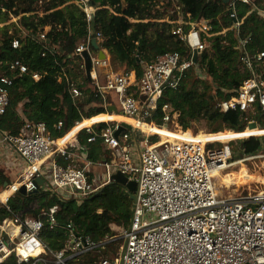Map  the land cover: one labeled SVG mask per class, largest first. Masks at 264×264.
<instances>
[{"label":"built area","instance_id":"1","mask_svg":"<svg viewBox=\"0 0 264 264\" xmlns=\"http://www.w3.org/2000/svg\"><path fill=\"white\" fill-rule=\"evenodd\" d=\"M75 2L84 8L89 25L87 40L76 48L75 55L82 58L81 69L86 77L82 54L87 51L91 56L89 80L96 98L93 107L104 110L100 115L122 119L84 127L65 145L51 137L45 123L27 121L18 136L0 130V162L5 159L13 164L12 170L8 166L4 169L15 176L6 186L0 185V194L10 192L5 200L0 198V204L9 212L0 218V264L10 257L18 264H78V258L98 253L105 244L120 239L124 244L118 255L110 254L92 264H264V190L238 196L220 195L216 179L234 165L229 147L217 149L214 145L220 142L202 143L198 135L182 131L179 111L171 103L161 105L168 91L179 89L188 71L195 69L198 76L202 74L199 57L208 50L209 38L219 34L213 33L209 21L193 20L190 14L185 17L182 7L176 5L178 19L168 18L167 22L174 25L172 34L184 45L185 52L157 56L142 65L141 76L135 71H122L106 73L102 80L100 69L110 68L111 58L101 47V33L96 34L90 26L96 7L89 0ZM225 2L227 14L234 20L232 30L236 31L240 52L238 67L249 77L230 99L218 104V109L223 114L241 112L247 126L256 129L257 117L264 121V50L251 54V37L241 36L242 23L237 16L238 3L250 5L253 0ZM258 13L264 18V10ZM48 31L46 28L38 38L46 40ZM94 39L106 59L99 58L98 50L91 51ZM20 46L19 39H14L12 47ZM195 54L198 55L196 63ZM9 67L11 73L20 76L28 73V67L20 60L11 62ZM61 77L74 104L88 99L81 87L82 79L76 80L65 69ZM33 79L38 82L41 76L33 74ZM12 82L9 76L0 77V84L11 86ZM8 106V92L0 89V116ZM112 107L117 111H110ZM140 124L163 130H166L163 126H172L176 131H167L180 132L182 137L177 140L152 134ZM123 125L131 128H124L117 136ZM62 127L60 122L58 129ZM83 130L89 135L88 143L102 142L106 150L102 160L88 158V152L78 140ZM246 160L264 162V142L262 152ZM117 173L136 181L138 186L131 224L122 230L119 238L116 234L103 242H95L70 223L64 248L52 251L42 240L46 226L43 219H22L8 205L20 188L34 191L37 178H43L41 188L45 192L61 201H75L80 205L114 183L112 177ZM57 211L58 206H54L42 212L50 229L57 227Z\"/></svg>","mask_w":264,"mask_h":264},{"label":"trees","instance_id":"2","mask_svg":"<svg viewBox=\"0 0 264 264\" xmlns=\"http://www.w3.org/2000/svg\"><path fill=\"white\" fill-rule=\"evenodd\" d=\"M75 1L0 0V16L5 17L3 22L11 18L17 20L15 24L0 27V77L9 76L13 81L11 86L0 84V89L6 90L9 96V106L0 116L1 131L18 136L27 121L45 123L51 137L61 139L77 122L104 113L103 109L93 107L96 98L91 81L81 69L82 58L75 55L76 48L87 40L89 30L84 8ZM89 3L96 7L90 26L96 34L101 33V47L108 51L111 65L123 67L124 71H135L138 76L142 74V65L152 62L157 56L167 52H185L184 45L172 34L174 25L165 21L167 18L171 21L178 19L176 5L182 7L185 17L190 14L193 20L209 21L213 33L219 35L209 38L208 50L199 57L200 69L207 79H201L195 69L188 71L179 89L168 91L161 105L171 103L179 111L178 122L184 131L205 120L211 134L199 135L198 140L202 143L226 142L235 137L230 134L264 130V121L260 117H257L258 126L262 129L246 130L247 124L241 112L223 114L218 109V104L230 99L249 77L238 67L240 52L236 31L232 30L234 20L227 14L225 0H89ZM259 10H264V0L237 5L238 20L242 23L241 36L251 37L249 51L252 55L264 50V18ZM46 28H49L46 40H40L38 35ZM14 39H19L20 48L12 47ZM91 51L96 53L97 50L91 45ZM16 60L28 67L27 74L20 76L10 72L9 65ZM63 69L76 80L82 79L84 85L81 87L88 95L86 101L74 104L67 83L61 77ZM33 74H39L41 79L35 81ZM60 122L63 127L58 129ZM142 127L148 129L146 125ZM76 131L73 130L67 139L72 138ZM253 134L247 132L237 136ZM88 138L85 130L78 135L88 158L100 161L106 157L102 142L88 143ZM238 143L247 146L251 153L262 148V142L257 138L239 140ZM244 170L248 172L246 168ZM250 178L255 180L258 177L250 175ZM10 181L11 176L0 166V185ZM8 205L12 213L22 219H43L46 226L42 240L52 251L64 248L70 223L80 234L95 242H103L117 234L114 228L127 229L134 213V201L129 191L117 183L109 184L80 205L75 201H61L42 188L31 195L16 193ZM54 206H58L57 227L50 229L42 212ZM8 215L9 212L0 204V218ZM118 241L105 244L98 253L78 258V264H92L110 254L118 255V248V251L109 253ZM2 264L18 263L10 257Z\"/></svg>","mask_w":264,"mask_h":264},{"label":"rangeland","instance_id":"3","mask_svg":"<svg viewBox=\"0 0 264 264\" xmlns=\"http://www.w3.org/2000/svg\"><path fill=\"white\" fill-rule=\"evenodd\" d=\"M165 3V2H164ZM4 16L1 15L0 16V27H3L5 25H12L15 24L14 18H11L10 20H8L6 23H4ZM168 19V18H167ZM133 21V20H130ZM164 21V20H163ZM167 21V20H165ZM14 29H12L11 31H13ZM110 57V56H109ZM125 68L123 67H118L115 65H111L110 68L107 69H100L101 72V76H102V80H104V74L106 73H119L124 71ZM201 79L206 80L207 76L202 73L201 75H199ZM125 122V121H123ZM147 123H152V121H146ZM154 126H148V129H152ZM164 129L166 130H171V131H176L174 127L170 126V127H164ZM247 129H253L251 126H247ZM256 129H262L260 126H257ZM182 131H184L182 129ZM191 131L194 135H207V134H211L210 130H209V124L205 121V120H201L199 122H196L194 124V126L188 130ZM225 131H230V130H225ZM223 131V132H225ZM233 132V131H232ZM173 134H176L177 132H172ZM221 133V132H220ZM181 135V134H180ZM190 135V134H189ZM252 138V137H250ZM250 138H240L237 140H233V141H228L229 143H227V141L225 143H218L215 146V148L217 149H221L225 146H228L231 152V157L232 160H234V165H232L230 168L226 169L225 171L221 172L220 175L217 177L216 179V184H217V190L219 192L220 195L229 197V196H238L241 194H249V193H257L260 192L262 190H264V162L257 160V161H253V160H246L250 154H259L262 152V148L258 151L256 149L253 150V152H248V147L247 146H243L244 144H239L238 141L239 140H245V139H250ZM253 138H257L259 139L261 142H264V134H261L259 136H254ZM233 139V138H231ZM218 142V141H216ZM218 145V146H217ZM243 146V147H242ZM4 161L2 160L0 162V166L4 169ZM240 163V164H238ZM244 168H246L249 172V175H252L254 177H261L263 178V180L261 179H251L249 175H247V173L245 172ZM6 171V169H5ZM7 174L9 176H11V180L15 179V176L11 174H9L8 171H6ZM228 173H230V175H232L233 180H227L226 182L223 181L224 176H226ZM223 178V179H222ZM222 179V180H221ZM116 233L118 238L120 237V234L122 232V228L116 227L115 228ZM119 242V243H118ZM118 245H113L111 247V250H109V253L111 251H120L122 245L124 244V240L120 239L118 241ZM118 248V250H116ZM103 250V249H102Z\"/></svg>","mask_w":264,"mask_h":264},{"label":"water","instance_id":"4","mask_svg":"<svg viewBox=\"0 0 264 264\" xmlns=\"http://www.w3.org/2000/svg\"><path fill=\"white\" fill-rule=\"evenodd\" d=\"M92 46L99 51V58L104 60L107 58L105 52H103L102 50H99V45L97 44V40L94 39L92 41ZM83 58H84V61H85V68H86V75L88 77V79H91V69H92V61H91V56L90 54L85 51L83 54H82ZM198 61V55L195 54L194 56V62L196 63ZM110 111H114L116 112L117 109L115 107H112L110 108ZM124 128H131L130 125H123L122 128L120 130H118L116 132V135L118 136L121 131L124 129ZM113 182L114 183H117V184H120L122 186H124L130 193L131 195V199L134 201V203L137 202V195H136V192H137V182L136 181H129L128 178L126 176H124L123 174L121 173H117L115 174L113 177ZM7 184L5 183V186ZM35 185H36V189L32 192H27L26 188L25 187H22L19 189V193L23 194V195H31V194H34V193H37L39 191V189L44 185V180L43 178H37L36 181H35Z\"/></svg>","mask_w":264,"mask_h":264},{"label":"crops","instance_id":"5","mask_svg":"<svg viewBox=\"0 0 264 264\" xmlns=\"http://www.w3.org/2000/svg\"><path fill=\"white\" fill-rule=\"evenodd\" d=\"M110 120H116V117H115V115H100V116H96V117H94V118H92V119H90V120H84L83 122H81V123H79L75 128H73L64 138H62V139H60L59 141H58V143L60 144V145H65L67 142H69L73 137H74V135L80 130V129H82V128H84V127H88V126H91V125H93V124H95V123H97V122H101V121H110ZM118 120V119H117ZM119 120H121V119H119ZM131 122V121H130ZM81 124V125H80ZM141 125V127L143 126V124H140ZM146 126H148V125H146ZM149 126H153V125H149ZM156 127V126H155ZM143 129H144V127H142ZM75 129H77V131L75 132V134L72 136V138H68L67 139V137H68V135L73 131V130H75ZM160 129V128H159ZM147 130H150V129H147ZM163 130V129H162ZM259 130V129H258ZM247 132H255V133H259V134H253V135H250V136H245V137H238L237 135H240V134H244V133H247ZM261 134H264V130H259V131H255V130H248V131H245V132H243V133H237V134H230V135H235V137L233 138V139H230V140H228V141H233V140H235V139H240V138H249V137H252V136H259V135H261ZM228 141H227V143H228ZM221 143H225V142H221ZM4 162H5V164H4V168H6L7 166L9 167V169L10 170H12V167L14 166L13 164L11 165L10 163H8L5 159L3 160ZM16 161V160H15ZM18 162V161H17ZM9 170V171H10ZM11 172V174L13 175V172L12 171H10ZM10 172H9V174H10ZM246 173H247V175H249V172H247V171H245ZM229 175H230V173H228ZM250 176V175H249ZM258 178H260V177H258ZM257 178V179H258ZM231 180H233V177H232V179ZM7 191H5V192H3V193H1V194H4V193H6ZM0 194V195H1Z\"/></svg>","mask_w":264,"mask_h":264},{"label":"bare ground","instance_id":"6","mask_svg":"<svg viewBox=\"0 0 264 264\" xmlns=\"http://www.w3.org/2000/svg\"><path fill=\"white\" fill-rule=\"evenodd\" d=\"M116 119H122V117H116ZM133 124H137V123H135V121H131ZM81 125V124H80ZM158 130H159V132H158ZM146 132H149V133H152V134H161V135H163V136H170V137H172V138H176L177 140H179L181 137H182V135H176V134H173V133H169L167 130H162V129H159V128H157V127H153L152 129H150V130H145ZM255 133V132H254ZM255 134H259L258 132L257 133H255ZM190 136V135H189ZM221 143V142H220ZM229 143V142H228ZM238 164H240V163H238ZM223 179V178H222ZM221 179V180H222ZM232 179V175H229V174H227L226 176H224V179H223V181L224 182H226L227 180H231ZM259 179H261V180H263V178H259ZM9 194H10V192L9 191H7L6 193H4V194H1L0 195V198H2L3 200H5L8 196H9Z\"/></svg>","mask_w":264,"mask_h":264}]
</instances>
